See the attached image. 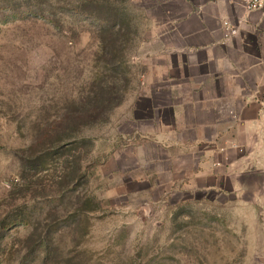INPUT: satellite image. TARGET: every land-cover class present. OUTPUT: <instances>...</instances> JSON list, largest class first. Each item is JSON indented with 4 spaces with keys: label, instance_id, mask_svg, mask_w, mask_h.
Here are the masks:
<instances>
[{
    "label": "rangeland",
    "instance_id": "374dc122",
    "mask_svg": "<svg viewBox=\"0 0 264 264\" xmlns=\"http://www.w3.org/2000/svg\"><path fill=\"white\" fill-rule=\"evenodd\" d=\"M179 2L0 0V264H264L263 170L214 183L150 132L154 26ZM102 88L124 93L107 121L35 146Z\"/></svg>",
    "mask_w": 264,
    "mask_h": 264
},
{
    "label": "crops",
    "instance_id": "0c3cea01",
    "mask_svg": "<svg viewBox=\"0 0 264 264\" xmlns=\"http://www.w3.org/2000/svg\"><path fill=\"white\" fill-rule=\"evenodd\" d=\"M176 1L181 8L168 7L154 26L161 49L152 51L150 78L165 80L169 99L151 107L150 132L155 141L181 145L197 161V175H211L214 183L245 165L264 172V8ZM227 21L237 28L230 36Z\"/></svg>",
    "mask_w": 264,
    "mask_h": 264
},
{
    "label": "trees",
    "instance_id": "16d2710c",
    "mask_svg": "<svg viewBox=\"0 0 264 264\" xmlns=\"http://www.w3.org/2000/svg\"><path fill=\"white\" fill-rule=\"evenodd\" d=\"M90 2V0H87ZM105 1V0H104ZM117 30L113 28L111 33L113 44L118 41L121 27L120 23H117ZM102 28H104L102 26ZM97 92L88 103L82 106H73L65 108L58 118L50 121L45 129L41 132L40 136L35 140V146L43 145L44 143L54 142L58 143V149L66 147L64 143L66 131L79 133L82 127L100 121H107L109 119L110 112L114 107L118 106L124 99V93L116 92L115 89H101ZM95 204L94 199H91ZM97 206V204L95 205Z\"/></svg>",
    "mask_w": 264,
    "mask_h": 264
},
{
    "label": "built area",
    "instance_id": "2783aa9c",
    "mask_svg": "<svg viewBox=\"0 0 264 264\" xmlns=\"http://www.w3.org/2000/svg\"><path fill=\"white\" fill-rule=\"evenodd\" d=\"M238 3L248 12L261 10L264 8V0H238ZM227 36L233 35L237 32V28L229 21L225 23Z\"/></svg>",
    "mask_w": 264,
    "mask_h": 264
},
{
    "label": "water",
    "instance_id": "95a60500",
    "mask_svg": "<svg viewBox=\"0 0 264 264\" xmlns=\"http://www.w3.org/2000/svg\"><path fill=\"white\" fill-rule=\"evenodd\" d=\"M261 261L264 263V257L261 258Z\"/></svg>",
    "mask_w": 264,
    "mask_h": 264
}]
</instances>
